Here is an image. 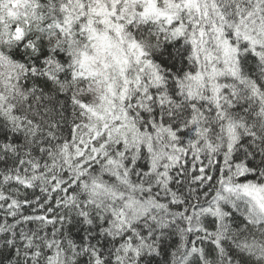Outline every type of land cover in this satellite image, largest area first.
<instances>
[{"label": "snow or ice", "instance_id": "snow-or-ice-1", "mask_svg": "<svg viewBox=\"0 0 264 264\" xmlns=\"http://www.w3.org/2000/svg\"><path fill=\"white\" fill-rule=\"evenodd\" d=\"M0 264H264V0H0Z\"/></svg>", "mask_w": 264, "mask_h": 264}]
</instances>
